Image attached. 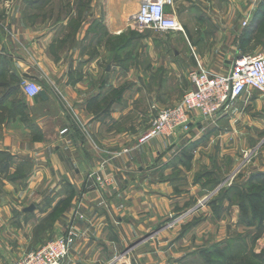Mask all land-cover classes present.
Segmentation results:
<instances>
[{
	"label": "crops",
	"instance_id": "1",
	"mask_svg": "<svg viewBox=\"0 0 264 264\" xmlns=\"http://www.w3.org/2000/svg\"><path fill=\"white\" fill-rule=\"evenodd\" d=\"M117 1V13L116 0H103L98 13V0H91V15L81 17L70 36L66 25L43 29L30 22L37 0H0V90L12 86V78L20 88L6 99L0 95V264L5 249L21 256L69 227L77 237L62 264H112L130 247L124 264H181L159 227L178 206L200 196L198 162L194 155L184 169L173 158L182 132L166 143L156 137L130 147L129 89L117 98L120 106L104 99L116 81L139 89L148 77L147 50H131L134 25L123 15L124 0ZM186 8V44L174 54L187 70L225 73L237 56L264 47V0H187ZM150 55L154 67L163 66L162 50ZM168 68L179 75L176 64ZM25 81L37 83L46 99L23 95ZM104 100L111 109L100 111ZM190 128L203 139L196 147L197 135L187 133L186 148L202 152L204 163L258 151L260 158L249 162L264 171V94L244 92L210 118L194 111ZM122 148L128 151L116 155ZM237 165L222 177L238 178ZM90 171L112 182L99 186Z\"/></svg>",
	"mask_w": 264,
	"mask_h": 264
},
{
	"label": "rangeland",
	"instance_id": "2",
	"mask_svg": "<svg viewBox=\"0 0 264 264\" xmlns=\"http://www.w3.org/2000/svg\"><path fill=\"white\" fill-rule=\"evenodd\" d=\"M90 1L37 0L34 8L30 9L31 16L29 19L31 23H38L43 29L66 25L65 33L73 36L81 26L79 19L81 17L87 18V16L91 15ZM186 1H176L177 18L182 25V31L160 32L140 28L134 23V27L129 29V40L127 43H129L131 50L134 51L139 48L147 50L145 73H147L148 77L145 80V85L142 84L139 89L132 88V83L130 84L127 81L124 85H122L123 83L118 85L116 81V86L109 90L104 99L111 98L113 101L111 105L119 104L120 106L122 103H117V98L122 97L123 88L129 89L128 98L132 100L127 120L131 134L130 147L142 144L139 143V138L152 125L158 109L167 107L170 103L172 104L174 99H181L184 92L191 87L188 78L190 70L186 69L183 62H175L176 55L174 54L175 51L179 53L182 43L186 44L185 21L188 12ZM102 2L103 0H98V5L94 7L96 10L98 9V13L104 10ZM117 3L118 1L116 0V13L118 11ZM122 5L123 15L128 16V20L133 22L131 17L138 9L136 0H124ZM261 30H264V24ZM154 50H162V60L164 62L162 67H154L152 65L156 58L153 56L154 53H151L153 54L152 56L150 55V51L153 52ZM253 54L264 55V47H259ZM172 63L176 64L177 68L180 69L179 75L174 73V69L170 70L168 68ZM159 71L163 74L162 76L166 77L158 81L150 77V74ZM11 81L9 80L10 83ZM5 90L6 88L1 89L0 95ZM134 96H136L135 99ZM159 99L163 100L165 105H158ZM103 102H101L103 105L99 107L100 111L111 109V106H105ZM119 106H116V108ZM178 132L185 134L178 143L180 148L173 158L177 160V164L179 163L183 165L184 169H187V167L191 166L192 159L196 155L194 161L195 163L198 162L199 165L196 164L198 167L195 169L194 181L200 184L201 190L200 196L190 197L183 205L176 208L174 214L163 221V224L159 227L163 232L162 240L167 242L169 246L171 245L170 247L173 248L172 252L176 254L175 256H177L176 258L181 264H264V220L262 219V222H260L261 220L258 217H253V208H256L258 212H261L262 208L256 204L258 200L257 198H255L257 201L254 199V194L264 191L261 190L260 179H256L255 182H249V177L258 171L249 162L252 157L254 159L260 158V152L257 151L258 148L255 149L257 152L252 154L238 153L236 161L225 162L223 160L220 163L215 159L209 161V163L205 160L206 163H204L202 152L194 154L196 149L186 148L185 142L187 133L193 137L197 135L195 137L197 140L194 142L197 147L203 136H198L197 129H189V127L187 130H178ZM178 132L174 135L178 134ZM174 135L158 137L166 143ZM124 149L128 151V148H122L116 155L123 153ZM175 151L177 150L175 149ZM237 163L238 168L234 174L237 173L238 178H227L228 173L225 178L222 177L230 170L231 166ZM245 163L247 165L243 167ZM176 169L183 171L181 168ZM89 175L93 176L95 181L96 176H100L96 175L94 171H90ZM100 177L112 179L111 177ZM96 182L99 186H106L112 181ZM1 188L2 186H0V190L3 192L4 189ZM263 198L264 196L260 202H263ZM148 235H145L144 239L148 238ZM132 250V247L126 251L124 250L126 253L117 256L112 264H124L122 261L123 256ZM11 252V249L4 250L1 256L2 264H12L20 257L11 255ZM169 253L171 254V251ZM131 264L138 263L133 261Z\"/></svg>",
	"mask_w": 264,
	"mask_h": 264
},
{
	"label": "built area",
	"instance_id": "3",
	"mask_svg": "<svg viewBox=\"0 0 264 264\" xmlns=\"http://www.w3.org/2000/svg\"><path fill=\"white\" fill-rule=\"evenodd\" d=\"M131 20L140 28L160 32L183 30L176 14V0H140ZM188 78L192 87L184 92L175 105L156 111L152 125L140 136L139 143L158 136L168 137L178 130H187L194 111L203 118H210L226 112L230 102L244 92L255 90L264 94V55L241 54L225 73L198 66L189 71ZM21 89L25 96L33 97L38 95L41 87L33 81H25ZM96 181L111 182L112 179L96 176ZM76 237V231L69 227L61 236L24 253L12 264H61Z\"/></svg>",
	"mask_w": 264,
	"mask_h": 264
},
{
	"label": "trees",
	"instance_id": "4",
	"mask_svg": "<svg viewBox=\"0 0 264 264\" xmlns=\"http://www.w3.org/2000/svg\"><path fill=\"white\" fill-rule=\"evenodd\" d=\"M16 83V84H15ZM12 86L10 87H6V90L5 92L3 93V98L6 99L7 97L10 96V94L12 93H15V92H18L19 91V86H18V82L16 79L12 78V81L10 83ZM8 85V84H7ZM23 93V92H22ZM24 95V93H23ZM107 102L105 101L104 102V105L106 106ZM256 179H260V185H261V190L264 191V171H257L255 172L254 174H252L250 177H249V182H255ZM255 196V197H254ZM254 199L257 198L258 202L256 203L257 205H259V207H262L261 208V212H258L256 210V208H253V217L256 218L258 217L262 222V219L264 220V200H262L263 202H260V200L262 199V197L264 196V192H259L257 194H254ZM264 199V198H263ZM256 200V199H255ZM256 200V201H257Z\"/></svg>",
	"mask_w": 264,
	"mask_h": 264
},
{
	"label": "water",
	"instance_id": "5",
	"mask_svg": "<svg viewBox=\"0 0 264 264\" xmlns=\"http://www.w3.org/2000/svg\"><path fill=\"white\" fill-rule=\"evenodd\" d=\"M38 95L40 96V98L42 99H46L47 97V94H46V91L44 89H41L39 92H38ZM33 208V206H29L28 208H26L27 210H31Z\"/></svg>",
	"mask_w": 264,
	"mask_h": 264
}]
</instances>
